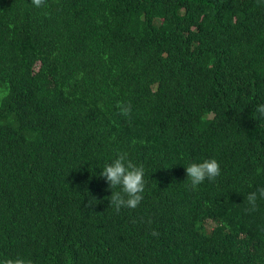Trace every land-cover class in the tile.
I'll return each instance as SVG.
<instances>
[{"label":"trees","instance_id":"16d2710c","mask_svg":"<svg viewBox=\"0 0 264 264\" xmlns=\"http://www.w3.org/2000/svg\"><path fill=\"white\" fill-rule=\"evenodd\" d=\"M261 104L264 0H0V261L264 264ZM120 153L145 189L117 212Z\"/></svg>","mask_w":264,"mask_h":264},{"label":"clouds","instance_id":"9594fccd","mask_svg":"<svg viewBox=\"0 0 264 264\" xmlns=\"http://www.w3.org/2000/svg\"><path fill=\"white\" fill-rule=\"evenodd\" d=\"M45 0H32V4L36 7L44 5ZM120 114L129 116L131 113V105L118 103ZM256 112L260 118H264V104L256 107ZM187 180L190 181L191 189L196 190L206 179L214 181L221 174L220 164L216 159H205L200 163H191L185 167ZM104 178L111 189L109 197L110 205L119 212L122 208L135 209L143 200V192L145 189L144 168L135 166L131 161L126 159L125 153L118 154L110 164L106 165L99 174ZM119 189L114 191L113 189ZM264 199V188L251 192L247 196V202L250 205L249 211H255L257 207V199ZM88 202L87 207H92ZM0 264H32L31 260L23 257L15 259L9 258L0 261Z\"/></svg>","mask_w":264,"mask_h":264},{"label":"rangeland","instance_id":"374dc122","mask_svg":"<svg viewBox=\"0 0 264 264\" xmlns=\"http://www.w3.org/2000/svg\"><path fill=\"white\" fill-rule=\"evenodd\" d=\"M207 223H208V227H213V225H214V223L211 221H208Z\"/></svg>","mask_w":264,"mask_h":264}]
</instances>
